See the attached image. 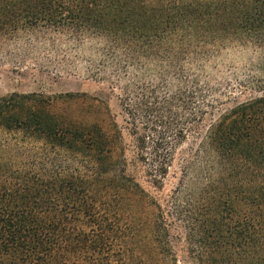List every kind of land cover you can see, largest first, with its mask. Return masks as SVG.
I'll return each instance as SVG.
<instances>
[{
  "label": "trees",
  "instance_id": "trees-1",
  "mask_svg": "<svg viewBox=\"0 0 264 264\" xmlns=\"http://www.w3.org/2000/svg\"><path fill=\"white\" fill-rule=\"evenodd\" d=\"M232 41L264 51V0H0V64L112 79L122 110L0 95V264H264L263 85L238 82L260 94L210 125L198 190L151 192L216 109L204 70Z\"/></svg>",
  "mask_w": 264,
  "mask_h": 264
},
{
  "label": "rangeland",
  "instance_id": "rangeland-1",
  "mask_svg": "<svg viewBox=\"0 0 264 264\" xmlns=\"http://www.w3.org/2000/svg\"><path fill=\"white\" fill-rule=\"evenodd\" d=\"M89 43L86 45L85 54H88ZM87 60L88 56H84L81 61L82 66ZM53 62L58 65L57 59H54ZM40 64L47 65L43 61H40ZM86 73L53 72L41 69L33 62L18 68L14 67L12 63L0 64V95L13 92H38L52 96L78 93L81 96L64 99L60 103L59 109L73 118H80L88 114L89 120H96L97 117L91 114V111L94 107H99V120L109 123L115 117L119 123H122V110L117 97L119 89L115 90V93L111 91V83L115 84V81L112 79L97 81L83 75ZM204 77L212 86L216 87L215 98L218 100V105L214 112L206 117L201 129L189 134L177 148L164 188L151 190L157 199H167L180 187L182 181L185 182L188 190H198L200 185L197 178L202 180L206 175L202 169H195V167L191 169V163L199 159V150L210 125L232 106L246 98L260 94H241L238 82L247 81L249 84L255 82V84L264 86V51L251 44L229 42L208 63L204 70ZM131 161L133 163L131 172L137 176L145 188H148L149 184L143 167L135 164L132 158ZM179 260V264H193L183 251H179Z\"/></svg>",
  "mask_w": 264,
  "mask_h": 264
}]
</instances>
